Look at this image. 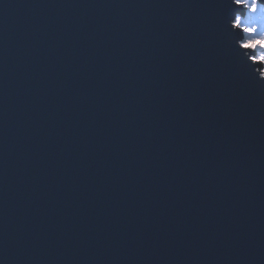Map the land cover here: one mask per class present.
<instances>
[{"label": "water", "instance_id": "water-1", "mask_svg": "<svg viewBox=\"0 0 264 264\" xmlns=\"http://www.w3.org/2000/svg\"><path fill=\"white\" fill-rule=\"evenodd\" d=\"M229 0H0V264H264V79Z\"/></svg>", "mask_w": 264, "mask_h": 264}, {"label": "snow or ice", "instance_id": "snow-or-ice-1", "mask_svg": "<svg viewBox=\"0 0 264 264\" xmlns=\"http://www.w3.org/2000/svg\"><path fill=\"white\" fill-rule=\"evenodd\" d=\"M234 5V13L230 21V28L238 30L247 36L240 41V47L251 53L259 52V55H250L254 64L264 66V28L257 20L264 22V0H229ZM261 77L264 79V68L261 69Z\"/></svg>", "mask_w": 264, "mask_h": 264}, {"label": "rangeland", "instance_id": "rangeland-1", "mask_svg": "<svg viewBox=\"0 0 264 264\" xmlns=\"http://www.w3.org/2000/svg\"><path fill=\"white\" fill-rule=\"evenodd\" d=\"M256 23H260L261 27L264 28V22L257 20ZM257 55H259V52H257ZM262 68H264V66H262Z\"/></svg>", "mask_w": 264, "mask_h": 264}]
</instances>
